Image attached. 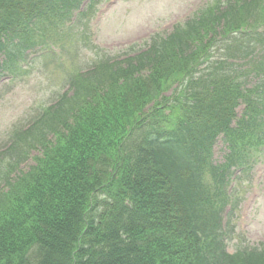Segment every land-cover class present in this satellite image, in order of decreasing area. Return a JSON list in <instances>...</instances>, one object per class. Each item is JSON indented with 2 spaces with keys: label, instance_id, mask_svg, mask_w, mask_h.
<instances>
[{
  "label": "trees",
  "instance_id": "16d2710c",
  "mask_svg": "<svg viewBox=\"0 0 264 264\" xmlns=\"http://www.w3.org/2000/svg\"><path fill=\"white\" fill-rule=\"evenodd\" d=\"M80 1L0 0V69L15 41ZM257 9L249 52L233 61V34ZM262 25L264 0H216L133 56L94 66L16 132L3 157L0 264H264V246L220 248L223 173L209 161L220 133L234 147L228 162L259 138L254 120L232 125V111L238 99L262 111L258 88L245 86ZM220 48L225 58L209 62Z\"/></svg>",
  "mask_w": 264,
  "mask_h": 264
},
{
  "label": "rangeland",
  "instance_id": "374dc122",
  "mask_svg": "<svg viewBox=\"0 0 264 264\" xmlns=\"http://www.w3.org/2000/svg\"><path fill=\"white\" fill-rule=\"evenodd\" d=\"M212 2L213 0H118L103 15L92 33H89L88 27L94 13L91 14L88 9L86 15L76 20L73 27L62 29L64 37L61 40L65 47L61 56H58V48L55 52L45 49L39 56L35 54L41 50L37 49L39 46L47 47L45 32L32 36L34 46L31 48L29 43L20 41V46L11 48L14 56L17 51L23 53L35 46L36 50L28 51L25 60L17 63L22 53L19 55L13 64L17 70L10 79L5 78L7 71L2 75L0 70V150L7 145L15 131L25 128L41 108L66 89L69 74L91 67L95 64L94 61H103L105 55L108 58H122L123 53L130 48L137 50L145 47L152 34L166 36L177 24L192 18L200 8ZM101 5L102 2L95 8L98 9ZM220 138L216 139L212 148V161L218 163L225 159L227 150V144ZM243 150L247 156H241V159L248 161L245 163L246 168L242 169L234 181L232 191L233 196H237L232 198L233 205L228 204L230 206L222 213V220L228 222L230 230L225 238L230 252L237 245L264 246V143L257 149L246 145ZM3 157L4 155H0V183L4 182L2 172L6 168ZM234 173L239 174V171ZM208 175L210 177V171ZM243 202H250V206L246 210V219L240 220L239 209ZM223 214L226 215L224 218Z\"/></svg>",
  "mask_w": 264,
  "mask_h": 264
}]
</instances>
